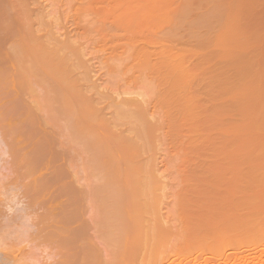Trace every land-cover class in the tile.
Wrapping results in <instances>:
<instances>
[{"label": "bare ground", "instance_id": "6f19581e", "mask_svg": "<svg viewBox=\"0 0 264 264\" xmlns=\"http://www.w3.org/2000/svg\"><path fill=\"white\" fill-rule=\"evenodd\" d=\"M28 1L32 2V7H35V13L37 11L39 12V6L41 9L45 10L44 5L41 6L40 2H37L39 0ZM28 1L0 0V68L1 66L3 68L0 69V117L4 118V121L6 120L4 126L7 127V131L4 130V126H1L2 124H0V129H3V134L5 132L7 134V137L5 135H3L4 137L2 136L3 140L5 139L8 141L9 137H11L12 139H10L13 142L16 135L15 132L23 129L22 127H28L20 131V134L18 133V138L15 137L16 141L14 142L17 144L14 142L11 143V141L5 142L2 138L1 141L2 143L4 142V145L6 143L5 148H8V150H3L4 154L6 153V157L10 155L11 157L8 156L9 159L12 158L7 160L11 162V166L15 165L13 168L17 167L15 170H18H13V174L17 172L15 175L17 177L8 178V181L10 183L13 181V183L16 184L17 180L15 179H18L19 182L17 183H20L18 185L23 183L22 186L19 187L22 188L21 190L24 188L26 193H24L23 190V193L19 195L21 196V194H24V196L22 195L23 197H21L22 199L25 197L24 199L27 200L28 195H26V197L25 194L29 193V196L34 198V201H27L32 202L31 204L34 206L28 202L29 208H24L27 206V201L25 202L24 199L25 204L22 203L24 205H21L22 200L18 202L20 204H17V202L9 198V196H7L6 200L8 198L10 199L7 200L9 204L11 203L10 201L14 200L13 202L15 203L12 204V202V206L15 204L19 207L24 206L22 207L23 211L26 209V213H23L24 215L19 214V207L16 211L18 212L17 217L20 219L22 216L26 217V219L30 218L31 213L29 211L36 214L34 216L32 213L35 219H31L35 220V223L31 221L33 224L27 226L29 229L31 227L30 230L34 228L35 233L31 231L32 233L30 234L29 229V232L25 231L27 228L22 224L24 218H22L23 222H21L19 219L17 220L15 216H12V214H16H14V212L9 213V211L12 212L11 209L13 207L11 204V207L7 206V202L6 206L8 209L5 203L3 206L5 210L7 209L5 212L8 211V216L0 212V219L3 216H7L6 218H2L3 224L1 223L0 232L7 237L10 233L6 232L5 234V230H12V234L20 230L22 236H19V233V238L17 237L18 240L21 239V237H25L27 233L30 238L34 237L33 240L36 242L32 241L34 242L35 248H42V245L44 247L48 245L47 248L51 245L57 247V257L54 258L56 260L53 259L49 264H264V162L248 165L246 163L241 164L240 162L235 163L233 161L209 165H207L208 163H193L191 166L188 164L190 167L188 166L186 172L183 173L181 171L182 169H180L182 173L180 172L178 177L181 179H177V182L172 187L171 194L168 195L172 203V205H169H171L172 208L174 207V211L170 212L166 210L162 213L160 210L158 214L153 216L155 219H158V222L154 226H146L141 229L136 228L135 224L138 222L139 216L136 213L134 215L133 212H129L128 209L126 210L125 208L131 205L127 206L126 204L127 207H123L122 204L125 203V201L122 202L121 199L127 200L126 197H135L140 193L138 186V188L134 185L132 187L129 179L127 180V178H124V173H130L129 171H131V168H133L132 171L136 168L135 164L137 162L139 163L140 158L138 157L141 155L139 148L145 146H140L142 143L147 145L151 144V142L154 144L155 142L157 144L159 142L158 145H161V143L164 142L167 146V151L170 152L171 149L169 145L172 143L176 145L178 141L179 147L184 145L183 147L186 148H184L185 150H189V153H191V151L192 153L195 152V155H192V153L191 155L198 157L199 151L202 152V150L206 151L209 149L201 146L205 145V143H207V145H210V143L214 145L219 144L217 145L219 148H217L220 149L224 144L223 139L225 138L223 136L225 134H232L230 136L228 135L230 138L232 136H234L232 138H235L237 135L239 137H236V140L234 139L233 142H231L233 139L228 140L229 138H226L225 142H228L229 145V143L234 144L235 141L238 142L242 140L246 135L253 136L256 133V131H247L246 129L248 128H245L244 131L238 130V133L242 134L241 138L234 129L228 130V132H230L228 133L224 131V128L233 127L235 129H243L248 126L250 128L254 126L253 124L257 123L255 122L256 120L253 119H258L259 117V119H261L262 114L261 116L258 114V117H256V114L254 117L251 111H247V113L244 111L245 109L247 110L248 107H252L253 110H256L257 108L255 106L258 107L260 105L259 103L258 105L254 104L257 103L254 93L256 90L260 92V88H262V91L264 90V86L262 85L264 83L260 80L262 78H259L260 83L257 79L258 76L253 77V73H250V77H248L247 80H241L242 82L236 83L233 86L231 85L233 88L231 89L232 93H230L229 87L227 86L230 82H226L227 85L225 82L224 85L221 82L219 83L218 81L220 80H218L217 74L215 76L217 82L221 87L225 86L226 88L227 86L226 90L228 91H226L225 88H219V86L215 88L213 85L208 86L209 88H206V91L205 88H203L204 90L202 89V91L197 88L199 84H202V81L205 82L204 79L210 81V75L212 77L213 70L215 69L212 65L213 68L207 66L209 70L211 69L209 71L206 66V68L203 67L204 65L202 64L204 63L200 61H203V59L204 62L208 61L207 58H205L207 57L206 54L211 57L217 54L216 52L218 50L221 52L222 56L224 55V58L229 57L231 50H234V45H238V39L232 36L230 38L231 42L224 40L228 36V30H221L219 34H215L212 39L208 40V43H204V45L200 44L202 48L207 46L205 44H209L208 46L211 45L213 48L212 51H216L212 54L207 51L208 53L206 52L203 58L202 55L204 54H202L201 57L198 53L200 50H196L200 45L195 47V49L193 48L194 46L188 47V45H185L187 46L185 47L182 44H188L186 42L193 37L191 36L192 34L189 39L188 35L187 37L185 35L181 37L177 32V34H175L165 30L167 32L160 37L157 36L156 33L154 34V32L142 36L145 26H152L154 23L147 22V24H143V22H141L136 27L132 26L129 15L133 8H130V3L136 0H128V2H124V0H74V3L73 0H66L67 3L65 2L63 4V6H66V10L63 7L64 9L62 8L60 12L61 14L63 13V16L61 15L63 19L60 14L56 15V13L59 12L57 9L51 11L41 10L40 14H38V12L36 13L38 17L36 16L34 19L37 23L36 26L30 21L32 20L30 17L33 14V8L29 7L30 2ZM219 1L224 2V5L232 2V0ZM38 3L40 5H38ZM190 3L188 7L191 6ZM220 4L222 3L220 2ZM87 16L89 19H86ZM72 36H79L85 41H83L82 44L74 46L72 43ZM194 37H199V35H195ZM233 38L234 40H232ZM175 41L180 42L181 47L176 48L173 46L172 43ZM250 44L252 43H249V45ZM261 44L263 45L262 42ZM249 45L247 42V47ZM214 48H216V50ZM193 58L194 61L192 60ZM196 58L199 59L200 64L198 60L197 63L195 62ZM211 60L212 59L209 58L210 62H206V65L210 64ZM108 61H112L115 64L111 66L106 65ZM187 61L189 64L185 65ZM95 65L97 66L95 67ZM98 66H101L100 69L97 71L94 70L93 67L97 68ZM106 67L111 68L108 70ZM102 68H106V72L105 70H101ZM93 70L95 73L101 71L99 73H101L100 76L102 77L103 75L105 77L108 75L110 78H113L114 83L111 85L112 87L108 88L104 86V82H100L103 78L99 76L97 79L94 75H98L92 73ZM201 71L205 73L203 76H201ZM110 72H115L117 75L113 76L108 74ZM222 73L226 74L223 70ZM199 75L204 79H198ZM207 76H209V78ZM225 77V81L228 80L227 76ZM255 78L257 82L254 80ZM144 81L145 83H143ZM210 87H212V91L209 90ZM220 89L226 91L227 96L225 95V91L224 94L223 92L220 94V96L224 95L225 98L217 95L221 92ZM200 91L202 94L205 91V94L202 96ZM242 91L248 92L246 93V95L248 94L247 97L244 95L246 98L243 100L241 98L244 102V105L242 104L244 111L240 109L243 108L242 105L241 107L238 106L240 104L239 101H241L239 100L240 96L239 99H234L235 95H237L236 93ZM10 92L12 93L11 96L25 95L23 98L24 101L27 98L31 100L29 101L27 99L25 105L21 103L23 100L20 99V97H16L13 100L11 99L14 103L11 105V100L5 101L6 97H11L9 95ZM145 92L147 93V97H144ZM227 92L229 94H227ZM26 94L29 96L27 97ZM213 95H217L218 97L215 98L218 99L213 98ZM229 95L232 97L228 98ZM207 96L209 99L211 98V101ZM205 97L208 100H205L207 105H204ZM219 97L221 99L223 98L222 101ZM261 98L259 99L258 97V101L262 100L264 97ZM228 99L236 104L239 103L237 106L232 105L233 102L231 103V101H229L230 104L227 102ZM250 100H254V102ZM218 101H226L227 103H223L233 106L234 109H230L232 108L230 105L227 106L228 109H230L228 115H231V111L233 110V112L242 111L240 112L242 114L237 112L241 117H239V119H244V122L237 119L239 123L243 122V124H240L241 127H235V122L232 125H230V123L228 126L227 123H225L228 120L226 121L218 117L221 116L219 114H222L223 117L226 116L225 110L228 111L227 108L220 110L219 106L218 110L221 112L218 111L217 105H220ZM18 103H21L22 106L21 104L18 105ZM223 103H221V105H224ZM28 105L30 107L29 109L32 110L33 108L36 110V114L34 113L35 110H32L34 111L33 113L31 110H28ZM18 106L21 108H17ZM25 106H27V108ZM205 106H208L206 110H204ZM263 106L264 104L261 105V107ZM209 107L210 115L208 113L206 114ZM237 107H239V110H237ZM19 109H24L23 113L19 111ZM26 109L29 113L27 112V115L23 117L22 115L24 111L26 112ZM217 111L219 113H217ZM243 112L247 119L245 115H243ZM17 114L18 116L19 114L22 115L18 118ZM204 114L209 116H206V118ZM213 114L214 117H212ZM249 117H251V119ZM31 118L34 120L36 119L35 121L38 120L37 123H40V127L42 126V135L40 137L39 134L41 133L37 132L38 135H36L37 129L35 128V130L33 127L35 121ZM14 119L20 122L18 125L20 124V127L22 126L21 128H17L18 125L15 124L16 122L14 123ZM245 119H250V121H246ZM206 120L212 127L208 125H206L208 127H203V125H205L203 122H207ZM220 120H222L221 123L223 124H220ZM223 120L225 122H223ZM245 121L249 122L248 125H244ZM32 122L34 124H32ZM199 123L202 124V127ZM12 124L17 126L16 130L10 126ZM219 124L220 128L223 125V131L217 126ZM214 125L216 127H214ZM226 125L228 127H226ZM200 127L206 128L204 130ZM176 128H180V130ZM218 128L221 132L220 135L223 134V136L221 135L223 138L217 137L216 134L219 132L217 130ZM11 129L15 132H10ZM175 130H177V132ZM213 131L215 132L214 135H216L215 138L213 135L211 136ZM241 131H243V133ZM181 132L182 134H180ZM11 133L14 135H11ZM244 133H246V135ZM263 134L264 133H260V135ZM226 135L225 137H227ZM35 136L38 137L34 139ZM175 138L180 141L177 140L175 142ZM216 139L218 140L217 143L215 141ZM219 140L222 142V145H220L221 142L219 143ZM30 141H32L31 144ZM146 141L151 142L146 143ZM211 141H213V143ZM24 142H27L26 144H28V147L24 145ZM40 146H43L44 150L45 147H47L46 149L48 151L46 152L49 154H46V152L44 153V151L42 152L43 148L39 151ZM56 146L57 149L53 148ZM197 146L199 147L197 148ZM48 147L51 149H48ZM172 147L174 146L171 145V148ZM217 148L216 150H218ZM172 149L175 150L173 158L176 159L175 154H177L176 152L179 153V151L176 150L179 149L176 146ZM55 150H58L59 153L62 152L59 154ZM41 152L48 157L53 156V158H57V154H59V157L62 155V160L64 158L65 160L63 161L69 163L66 165L67 163L61 161L60 158V165L62 164V166L57 165L58 168L60 167L62 169L64 166L63 169L67 171L66 165L69 171L73 168L72 171L75 169V171L80 172L74 171L72 173V171H67V173H71L70 176H68L67 173L66 176L63 175L66 171L62 169L61 172H63L61 173L60 171L58 172L60 168L58 169L56 166L55 169L54 167L58 162L57 159L51 157L52 160L47 159L48 157L44 155L40 156ZM72 152L76 153L72 155ZM137 152L140 154L139 156H137ZM146 152L147 150L145 154ZM181 152L182 151H180V153ZM180 153L177 154V160L181 159L180 161L183 163L184 160L188 159V154L187 152ZM183 153L187 155L184 154V156ZM70 154L72 156L77 155L76 157L81 159L70 157L72 158V161H70ZM221 154H224V152ZM54 155L57 157H54ZM81 155H84L86 159H83L84 156ZM182 155L183 159L185 157L183 161L181 158ZM225 155L226 154L221 156ZM45 158L47 159L45 161L47 164L43 161ZM40 160L43 164H40ZM49 160L53 162L56 160L54 166L50 162L49 163L52 165L48 164ZM83 160L85 162H83ZM6 162V168L9 173L10 170L12 171V167L8 166V161ZM181 162H179L180 164H171V166L176 164L174 166V170L177 168L176 172L179 171L178 168L181 167ZM72 163H77V165H75L76 167H73ZM42 165L45 167H42ZM79 166L82 167V170L78 169H81ZM150 166L154 167V164ZM112 167L119 168L117 170V168ZM121 167H124V169L122 168L123 170H121ZM127 167L129 170L126 171L125 168ZM42 168H49L50 171L52 169L55 170L54 172L51 171L52 173L50 171H48L49 173H42ZM110 168L117 173L112 172L113 170ZM85 169L88 173L86 172L84 175L87 174L86 176L89 177V179L91 176L97 178L99 184L96 186L88 185V189L87 187L86 189L81 187L82 189L84 188L83 191L85 190V193L88 191L86 194L83 192L84 195L82 192L80 193V187V189L78 188L79 190L72 185L68 187V182L71 183V181L68 180L73 179L72 181L78 182L80 180V174H82V172L84 173L83 170ZM56 170L59 174L61 173L65 176V178L61 176V174L59 175L55 172ZM120 170L121 173L119 172ZM122 171L125 172L122 173ZM112 173L124 180L121 182L118 181L119 183H117L119 185H116L114 182H116L117 179H113L116 175L112 177ZM131 173L126 174V177L129 178ZM239 173L243 174L240 175ZM53 174L55 176L57 175L56 177L58 179H56ZM132 174H134V172ZM42 175L43 178L47 180H44ZM59 176L63 178L60 179ZM71 177L72 179H69ZM59 179L61 181L65 180L67 183L64 181L61 182ZM42 180L46 184L47 182L48 184L52 183L49 189L47 185L46 192H44L45 189L42 191V185L44 183H42ZM125 180L126 182L123 183ZM45 183L44 185H46ZM120 183H122V185L124 184L123 187ZM91 187H93V189H91ZM71 189L76 191L72 193L69 191ZM42 192L45 194L49 193L50 195L47 196L46 199H42V196H46L43 195ZM120 192H122V194H120ZM88 194L89 196H86ZM117 194L123 197L120 195L118 197ZM71 195L72 199L68 200V196ZM82 197L83 199L85 197L87 199L88 197V199L83 200ZM28 199L31 198L28 197ZM83 201L87 202L88 205L90 203L91 206L93 205L92 203L101 205L99 209L95 210L96 212L90 213L91 219L85 216L86 213L84 212L89 213V209L87 208L88 205L86 206L87 203H83ZM109 201L110 203H107ZM43 202L48 203V207L43 205L46 207L43 212L40 213L38 211V214L36 210L39 209L32 211V209L39 208ZM84 204L86 207L85 211L82 209ZM108 204H111V206ZM108 206H110V208ZM115 206L120 207H117L119 208L117 209ZM30 208L31 210L27 211V209ZM40 210L42 211V206ZM23 211L20 210V213ZM45 211L46 213H44ZM27 213H30V215ZM81 217L84 218L81 219ZM79 218L81 220H79ZM17 221H20L19 225ZM21 224L23 227H21ZM19 226L22 228V231ZM52 226L53 229L51 228ZM47 228H51L52 230L47 232ZM24 231L26 233L23 234ZM45 231L47 233L45 236L46 239L43 240ZM53 239H55V243H52L54 242ZM43 242H45L46 245ZM18 247L19 246L13 248L2 247V252L0 250L2 253V255L0 254V264H26L22 257H20L21 261H19L18 257V255L26 249ZM16 251L18 253H16Z\"/></svg>", "mask_w": 264, "mask_h": 264}, {"label": "rangeland", "instance_id": "374dc122", "mask_svg": "<svg viewBox=\"0 0 264 264\" xmlns=\"http://www.w3.org/2000/svg\"><path fill=\"white\" fill-rule=\"evenodd\" d=\"M28 1V0H27ZM37 1V0H36ZM192 1V2H191ZM136 0V1H134V2H132V3H130L131 5H130V8H133L132 9V12L130 13V15H129V18H130V20H131V24H132V26L133 27H136V26H138V24L139 23H141V22H143V24H147V22H153L154 24L152 25V26H145V28H144V30H143V34H142V36H146V35H148L149 33H151V32H154V34L156 33V35L157 36H163V34L165 33V32H167V31H169L170 33L172 32V33H175V34H177L178 33V35H181V37H183L184 35L187 37V35H188V38L190 37V35L191 36H193L190 40H188V42H186V43H188V44H185V43H182L184 46L185 45H188V47H193V48H195V47H197V46H199L200 44L202 45H204V43H208L207 41L208 40H210V39H212V37L215 35V34H219L220 32H221V30H223V29H227L228 30V33H227V38H225L224 40H228V42H231L230 41V38L232 37V36H234V38H237L238 39V45H234V50L232 51L231 50V53L229 54L230 56L229 57H225L224 58V55L222 56L221 55V52H219V50L216 52L217 54H215V55H213V56H211V57H213V58H211V57H209L208 56V54H206V52L208 51V52H211V54L212 53H215L214 52V50L212 51V46L210 45V46H208L209 44H205V45H207V46H205V48H202L201 47V45H200V47L199 48H195L196 50H200V52H201V54H200V52H198L199 53V55L201 56L202 54H204V55H202L203 56V58L205 57V54L207 55V57H205V58H207V60L209 61V58L210 59H212L211 60V63L210 64H207L206 65V62L208 63V61H206V62H204V59H203V61H200V62H203L204 64H202V65H204L203 67H210L211 65L215 68L213 71V75H212V77H211V75H210V81H206V79H204L203 77H201V76H203L205 73H203L204 71H201L202 73V75L200 76L199 75V78L198 79H204L205 80V82H207V83H205L204 81H202V84L200 85L199 84V86L201 87H199V86H197V88L200 90L201 89V91H202V89L203 88H205V91H206V88H209L208 86H212L213 85V87L215 86V88L217 87V86H219V88H221V89H224L225 88V86L224 87H221L220 85H219V83L221 82L223 85H224V82L226 83V82H230V83H232V84H230V83H228L229 85H227V83H226V85L229 87V92L230 93H232L231 92V89L233 88V87H231V85L233 86V85H235L236 83H240V82H242L243 80L245 81V80H247L248 79V77H250V73L252 74V76L253 77H256V76H258V81L260 82V80L261 81H263L262 83H264V80H263V78H264V0H232V2L231 3H229V4H225L224 5V2H222V1H219V0H201V1H199V0ZM206 1V2H205ZM28 2H30L29 3V7L30 8H33V14L31 15V17H30V19H32V20H30V21H32L31 23L32 24H34V26H36V20H34L35 18H36V13L38 12H36L35 13V7H32V2L31 1H28ZM37 2H40V4H41V6L42 5H44V9L45 10H43V9H41V7L39 6V8L40 9H38L39 10V12H38V14H40L41 13V10H43V11H51V10H55V9H57V10H59V12H57L56 13V15H58V14H60V16L63 14H61L60 12L62 11V8L64 7L65 8V10H66V6H63V4L66 2V0H39V1H37ZM61 2V3H60ZM63 2V3H62ZM124 2H128V0H124ZM130 2V1H129ZM192 4H191V3ZM220 2L222 3V4H220ZM67 3V2H66ZM73 3H74V0H73ZM190 3V5L191 6H189L188 7V4ZM202 3V4H201ZM208 3V4H207ZM39 3H38V5H40ZM204 4V5H203ZM54 5V6H53ZM198 5V6H197ZM62 6V7H61ZM68 6V5H67ZM63 8V9H64ZM36 10H37V7H36ZM64 10V11H65ZM68 10V9H67ZM66 12V11H65ZM68 12V11H67ZM39 16H41V15H39ZM63 16V15H62ZM61 16V17H62ZM65 16V15H64ZM38 17V16H37ZM50 17H52V16H50ZM55 17H57V16H55ZM62 19H63V17H62ZM62 19H61V22H62ZM86 19H89V17L87 16L86 17ZM234 20V21H233ZM238 23H237V22ZM235 22V23H234ZM233 23H234V26H233ZM63 24H64V22H63ZM239 24V25H238ZM238 26V27H237ZM230 27V28H229ZM165 30H167V31H165ZM164 31V32H163ZM177 32V33H176ZM181 32V33H180ZM118 33H119V31H118ZM180 33V34H179ZM196 33H198V34H196ZM199 35V37H194L195 35ZM258 34H261V35H258ZM73 37V44H74V46L76 45H78V44H82L83 43V41H85L84 39H82V38H80L79 36H72ZM185 38V37H184ZM234 38L232 39V40H234ZM263 39V40H262ZM227 42V41H226ZM233 42V41H232ZM247 42H248V45H249V43H252V44H250L248 47H247ZM261 42L263 43V45L261 44ZM255 43V44H254ZM101 44V43H100ZM99 44V45H100ZM223 44V43H222ZM226 44V43H225ZM232 44V43H231ZM172 45L173 46H175L176 48H179V47H181V43L180 42H178V41H175V42H173L172 43ZM226 45H228V44H226ZM262 46V47H261ZM185 47H187V46H185ZM215 50H216V48H214ZM203 50H205V51H203ZM204 52V53H203ZM207 52V53H208ZM224 52V51H223ZM230 52V51H229ZM210 54V55H211ZM225 54V53H224ZM226 55V54H225ZM201 56V57H202ZM228 56V55H227ZM198 57V56H197ZM202 59V58H201ZM200 59V60H201ZM193 61H194V58L192 59ZM197 60H198V62H199V59H197L196 58V60H195V62L197 63ZM91 61H93V60H91ZM194 62V63H195ZM200 62H199V64H200ZM210 62V61H209ZM115 63L114 62H112V61H108V63L106 64V65H114ZM189 64V62L187 61L186 62V64L185 65H188ZM97 65H95V67H96ZM103 66V65H102ZM211 66V67H212ZM4 67V66H3ZM95 67H93L94 68V70H98V69H100V67L98 68H95ZM105 67V66H104ZM201 67V66H200ZM205 67V68H206ZM207 67V68H208ZM210 67V68H211ZM212 67V68H213ZM1 68H2V66H1ZM0 68V69H1ZM106 68H108V67H106ZM106 68H102L101 70H105V72H106ZM111 68V67H110ZM110 68H108V70L110 69ZM3 69V68H2ZM216 69H218V70H216ZM220 69V70H219ZM93 70V72L92 73H95V71ZM118 70V69H117ZM203 70V69H202ZM208 70H209V68H208ZM211 70V69H210ZM209 70V71H210ZM222 70H223V72H225L226 74H224V73H222ZM99 72H101V71H99ZM95 73V74H97L98 76H96V75H94L97 79H98V77L100 76V74L101 73ZM119 72H121V71H119ZM208 72V71H207ZM129 73V72H128ZM211 73H212V71H211ZM222 73V74H221ZM108 74H111V75H113V76H116L117 75V73H115V72H110V73H108ZM218 74V75H217ZM218 76L217 78H219L218 80H220V81H218L217 82V78L215 77V76ZM224 75V76H223ZM93 76V77H94ZM225 76H227V79L228 80H226L225 81V79H226V77ZM251 76V77H252ZM100 77H102V76H100ZM206 77V76H205ZM208 78H209V76H207ZM224 77H225V79H224ZM103 78V79H102ZM102 78H99V79H102V80H100V82L101 81H103L104 83V86H106V87H108V88H110V87H112L111 85L114 83V79L113 78H110V76H108V75H106V77L103 75V77ZM259 78H262V79H260L259 80ZM96 79V80H97ZM200 79V80H201ZM212 79V80H211ZM223 79H224V81H223ZM209 80V79H208ZM242 80V81H241ZM255 81H256V78L254 79ZM97 81H99V80H97ZM100 82H97V83H100ZM203 82H204V84H203ZM234 82V83H233ZM257 82V81H256ZM143 83H145V81L143 82ZM217 83V84H216ZM261 83V82H260ZM258 84V83H257ZM263 86H264V84H262ZM227 86H226V88H225V90L227 89ZM263 86H261V87H263ZM231 87V88H230ZM211 88L212 87H210V89L209 90H211ZM143 89H144V85H143ZM220 89V90H221ZM198 90V91H199ZM204 90V89H203ZM209 90H208V92H209ZM224 90V91H225ZM258 90H259V88H258ZM200 91V93L202 94V92ZM204 91V92H205ZM212 91V90H211ZM210 91V92H211ZM224 91H222L221 90V92L219 93V94H217L218 96H220V94L223 92V94H224ZM226 91H228V90H226ZM226 91H225V95H226ZM260 92H258L257 90H256V92H258V93H254V97L257 99V103H254V104H256V105H258V103L260 104L259 106L261 107V105H263L264 103V93H263V91H262V88H260V90H259ZM107 92H108V90H107ZM203 92V94H202V96L205 94ZM207 92V93H208ZM110 93V92H109ZM206 93V94H207ZM245 93V94H244ZM246 93H248V92H246V91H242V92H240V93H236L237 95H235V98L234 99H236V98H238L239 99V96H240V99L239 100H241V98H242V100L244 99V98H246L247 97V95H246ZM11 92H10V96H11ZM40 94H41V96H42V93L40 92ZM227 94H229L228 92H227ZM260 94V95H259ZM9 95H6V96H9ZM217 95H213L214 97L213 98H215V97H218ZM246 97H245V96ZM6 96H4V97H6ZM25 96V95H24ZM24 96H19V95H17V96H15V95H12L11 97H6L5 98V101H9V100H13L14 98H18V97H20V99H22L23 100V102H21L22 104H25L26 105V100L28 99L29 101L31 100V99H29V98H27L29 95L28 94H26V96L27 97H25V98H27L25 101H24ZM227 96V95H226ZM22 97V98H21ZM144 97H147V93L145 92V96ZM210 97V96H209ZM220 97H224L225 98V96L224 95H222V96H220ZM219 97V98H220ZM230 97H232L231 95H229V97L228 98H230ZM233 97H234V95H233ZM258 97H259V99L261 98L262 100H260V101H258ZM207 98H208V96H207ZM207 98L205 97V99H204V101L206 100V101H208L207 100ZM209 99V98H208ZM215 99H218V98H215ZM221 99V98H220ZM223 99V98H222ZM222 99H221V101H222ZM250 99H251V96H250ZM254 99V98H253ZM255 99V100H256ZM11 100V101H12ZM18 100V99H17ZM21 100V101H22ZM210 101H211V98L209 99ZM225 100V99H224ZM231 100H232V98H231ZM230 99H228V101L227 102H229V101H231ZM237 100V99H236ZM238 100V101H239ZM241 100V101H242ZM252 100V99H251ZM250 100V101H251ZM10 101V102H11ZM16 101V100H15ZM29 101H27V102H29ZM205 101V103H204V105L207 103ZM217 101V100H216ZM221 101H218V102H220V103H218V104H220V105H217V110H218V106L220 107V110L221 109H225V108H227V110L228 111H226L225 110V114H226V116H222V114H219V115H221V116H218L220 119L221 118H223L224 120H228L227 122H225L224 120H223V122H225V123H227V125L229 126V124L230 125H232L234 122V125H235V127H241L240 126V124H243V122H244V119L242 120L243 122L242 123H239V121H237V119L238 120H240L239 119V113L240 112H242V111H235V112H233V111H231L232 113H231V115L229 116L228 115V112L230 113V109H234L233 108V106L232 105H235V106H237V104L240 102V104L238 105V106H240L241 107V105L243 104L244 105V102L242 101H239L237 104L236 103H234L233 101H231V103H232V105H230V104H224V103H227L226 101H223V102H221ZM235 101V100H234ZM18 102V101H17ZM251 102H254V100L253 101H251ZM260 102H262V103H260ZM20 103V104H21ZM30 103V102H29ZM221 103H223L224 105H221ZM12 104H14L13 103V101H12V103H11V105ZM17 104V103H16ZM19 103H18V105H20ZM22 104H21V106H22ZM208 104H211V103H208ZM214 104H215V102H214ZM207 105V104H206ZM215 105V106H216ZM228 105H230L232 108H230V109H228ZM243 105H242V107H243ZM30 106H31V104H30ZM224 106H226V107H224ZM229 106V107H230ZM234 106V107H235ZM258 106V107H259ZM26 108H27V106H25ZM24 107V108H25ZM206 107H208V106H205V108H204V110H206ZM221 107H224V108H221ZM257 109L256 110H253L252 109V107L250 108V107H248V109L246 110L245 109V111L243 110L244 109V107L243 108H240L241 110H243L245 113H247V111H251V113H252V115L255 117V115H256V117H258L259 115L261 116V114H262V116H261V119H257V118H255V119H253V120H256L255 122H257V123H255V124H253L254 126H251L250 128H249V126L248 127H244L243 129H235V128H233V127H229V128H224V131H227L228 132V130L230 131V130H235V131H237V133H238V130L240 131V130H243L244 131V129L245 128H248V129H246L247 131H256V133L255 134H259V135H246V133H244L245 135H246V137L245 136H243V137H245V138H243L242 140H240L242 137V134H239L240 135V141H235L234 142V144H231V143H229V145H228V142L226 143L225 142V139L227 138H229L228 140H232L231 142H233L234 141V139L236 138V137H238V135L235 137V138H232V137H234V136H232L231 138L229 137L230 135H232V134H228V135H226L225 133V135L227 136V137H225V135L223 136V134H221L225 139H223V143L225 144H223V146H221V148L220 149H218L219 147L217 146V145H219V144H216V145H214V144H211L210 143V145H207V143H205V145H201V146H204L205 148H209V149H207L206 151H203L202 150V152L201 151H199V153H198V157H196V156H192V155H195L194 153L195 152H193L192 153V151H191V153H192V155H191V153H189L188 151L189 150H185L186 148L185 147H179V144H178V141L177 140H179V139H177V138H175V142L177 143L176 145H173V143L171 144L172 146H176V147H178V149L179 150H176V151H179V153H180V151H182V152H187V154L186 153H183V155L185 154V155H187L188 156V159L187 160H184L185 159V157H184V159H183V155H182V161H183V163L180 161L181 159H180V157H179V159L180 160H177L178 159V155L177 154H179L178 152H176L177 154H175L176 155V159L175 158H173L174 157V153H175V150L174 149H172V148H174V147H172L171 148V145H169L170 146V152H168L167 151V149H166V144L164 143V142H162L161 143V145H158L159 144V142H158V144L155 142V144L154 143H152L151 141H146V143L147 142H151V144H143L142 143V145H140V143H139V145L140 146H143V145H145L144 147H140L139 148V150L141 151V155L140 154H138V152H137V156H139L138 158H140L139 159V163L136 165L135 164V167L137 168H134V170H136V171H132V169L133 168H131L130 170L132 171V173L134 172V174H132L131 173V171H129L130 173H131V175L130 176H133V177H130L129 176V178L128 177H126V174H130V173H126L125 171V173L122 171V173H124V175H125V177L124 178H127V180L129 179V181L131 182V184L130 185H132V187H133V185L134 186H138L137 188L140 190H138L140 193L137 195V196H131L129 199L126 197V199L127 200H123V198H121L122 199V202L123 201H125V203H123L122 204V206L123 207H125L126 206V204H127V206H129V205H131V206H129V207H127V208H125L126 210L128 209V211L129 212H133L134 213V215H135V213L139 216V220H138V222L135 224V227L136 228H138V229H141V228H145L146 226H154L157 222H158V219L156 218H154L153 216L155 215V214H158V212L161 210V212L162 213H164L166 210H169L170 212H172V211H174V207L172 208L171 207V205H172V203L170 202V199H169V197L170 196H168V195H170L171 194V192H172V187L174 186V184L177 182V179H181L180 177H178V174H180V172L182 171L183 173L184 172H186L187 171V169H188V164H190V166L191 165H193V163L194 164H197V163H200V164H207V165H209V164H214V163H226V162H237V163H246L247 165L248 164H255V163H263L264 162V134L263 135H260V133H264V106L263 107H261V111L259 110V108L257 107V106H255ZM17 108H21L20 106H18ZM30 107H29V105H28V110H31V109H29ZM216 108V107H215ZM238 108V109H237ZM237 108H235V109H237V110H239V107H237ZM254 108V107H253ZM252 109V110H251ZM255 109V108H254ZM263 109V110H262ZM23 110L24 109H19V111H22V113H23ZM32 110H35V109H33L32 108ZM31 110V111H32ZM209 110H210V107L208 108V112H206V114L208 113L209 115L211 114V113H209ZM211 110H213V109H211ZM215 110V109H214ZM220 110H218V111H220ZM17 111H18V109H17ZM216 111V110H215ZM217 111V113H219ZM224 111V110H223ZM254 113H253V112ZM256 111H257V113H256ZM27 109H26V112L24 111V114L22 115L23 117H25L26 115H27ZM34 111H32V113H33ZM212 112V111H211ZM221 112V111H220ZM237 112H239V113H237ZM244 112H243V115H245L244 114ZM261 112V113H260ZM263 112V113H262ZM17 113H19V112H17ZM26 113V114H25ZM29 113V112H28ZM35 114H36V110H35V112H34ZM213 113V112H212ZM223 113V112H222ZM248 113H250V112H248ZM1 114V113H0ZM206 114H204V116L206 117L207 115ZM238 114V115H237ZM240 114H242V113H240ZM259 114V115H258ZM20 114H19V116H21ZM38 115V114H37ZM208 115V116H209ZM223 115H224V113H223ZM8 116H10V115H8ZM17 116H18V114H17ZM18 116V118H20ZM207 116V117H208ZM228 116H229V118L230 117H234V119H233V117L232 118H228ZM249 116H250V114H249ZM6 117V116H5ZM206 117V118H207ZM212 117H214V114H213V116ZM245 117H246V115H245ZM262 117H263V119H262ZM1 119H0V124H2L1 126H4V123H5V121H4V118H2V117H0ZM12 118V117H11ZM15 118V117H14ZM35 118V117H34ZM37 118V117H36ZM228 118V119H227ZM241 118V117H240ZM242 118H243V116H242ZM250 119H251V117H249ZM7 119V118H6ZM32 120H34L33 118H31ZM38 119V118H37ZM40 119V118H39ZM209 119V118H208ZM207 119V120H208ZM246 119H247V117H246ZM245 119V120H246ZM250 119H248L249 121H250ZM11 120H13V119H11ZM36 120V119H35ZM34 120V121H35ZM205 120V119H204ZM206 120V121H207ZM210 120V119H209ZM219 120V119H218ZM240 120V121H241ZM248 120H246V121H248ZM262 120V121H261ZM38 121V120H37ZM37 121H35L34 123L38 126V124H39V128L32 122V124H34L33 125V127H34V129L36 128L37 129V131H36V133L38 132V133H41V134H39V137L42 135V126L40 127V123H37ZM245 121V124L244 125H248V123L249 122H246ZM259 121V122H258ZM260 121H261V123H260ZM16 122V123H15ZM26 122V121H25ZM30 122H31V120H30ZM29 122V123H30ZM220 122V124H223V123H221L222 122V120H220L219 121ZM14 123L15 124H17L18 125V123H20L19 121L17 122V121H15V119H14ZM28 123V124H29ZM203 123H205V125H203V127L204 126H206V125H208V126H210L209 125V123H208V121L207 122H203ZM254 123V122H253ZM263 123V124H262ZM14 124V125H15ZM27 124V123H26ZM200 124V123H199ZM220 124L219 125H217L219 128H220ZM252 124V123H251ZM14 125L12 124V125H10L12 128H15L14 130H16L17 128L19 129V128H21L20 127V124L18 125V127L15 125V127H14ZM21 125H23V124H21ZM176 125V124H175ZM180 125H182V124H180ZM201 125V127H202V124H200ZM199 125V126H200ZM226 125V127H228ZM7 126V125H6ZM24 126H26V125H24ZM29 126V125H28ZM187 126V125H186ZM189 126V125H188ZM208 126H206V127H208ZM224 126H225V124H224ZM11 127H9V128H11ZM17 127V128H16ZM174 127V126H173ZM178 127V126H177ZM200 127V128H201ZM205 127V128H206ZM210 127H212V126H210ZM209 127V128H210ZM214 127H216L215 125H214ZM213 127V128H214ZM222 127H223V125H222ZM222 127L220 128L221 129V131H223L222 130ZM2 128V127H1ZM6 128V129H5ZM23 129L25 128H28L27 126L26 127H22ZM175 128V127H174ZM205 128H201V129H204L205 130ZM217 129L218 131L220 130V129ZM23 129H20V130H18L17 132H15L13 129H11L10 130V132H15L16 133V135H15V137H17L18 138V136H19V132L20 131H23ZM33 129V130H34ZM35 129V130H36ZM173 129V128H172ZM176 129H179L180 130V128H176ZM186 129V128H185ZM188 129V128H187ZM208 129V128H207ZM206 129V130H207ZM215 129V128H214ZM1 130V129H0ZM3 130V129H2ZM1 130V131H2ZM4 130L5 131H7V127H5L4 126ZM29 130V129H28ZM34 130V131H35ZM171 130V129H170ZM182 130V129H181ZM184 130V129H183ZM182 130V131H183ZM210 130V129H209ZM211 130H212V128H211ZM1 131H0V212H2L1 214H7V212H5L7 209H8V207L7 206H10V204L15 200L16 202H17V204H20V203H18V202H20L21 200V205H24L25 203H24V200L22 199V197L24 196V194H21V196L19 195L20 193H23V190H24V193H26L25 192V189L23 188V190H21L22 188L21 187H19V186H22V179L20 180V182L22 183L21 185H18V184H20V183H17V182H19L18 181V179H15V180H17L16 181V184L15 183H13V181L10 183L9 181H8V178H13V177H17V176H15L16 174H17V172L15 173L14 172V174H13V170L14 171H18L17 169L15 170V168H17V167H15V168H13L14 166L12 165H10V163L11 162H9V160L10 159H12V158H10L9 159V157L8 156H10V155H8V153H7V157H6V153L4 154V149H6L5 148V145H6V143H5V145L2 143V141H1V138H2V136L3 135H5L6 137H7V134H6V132L3 134V132L4 131H2V133H1ZM174 131V130H173ZM176 132H177V130H175ZM185 131V130H184ZM216 131V130H215ZM243 131H241L242 133H243ZM9 132V131H8ZM9 132V133H10ZM175 132V133H176ZM180 132V131H179ZM178 132V133H179ZM226 132V133H227ZM234 132V131H233ZM260 132V133H259ZM19 133V134H18ZM22 133V132H21ZM38 133L36 134V135H38ZM172 133V132H171ZM170 133V134H171ZM174 133V132H173ZM212 133V132H211ZM218 133H219V136H218ZM216 135H217V137H221V138H223L221 135H220V131L218 132ZM223 133V132H222ZM228 133H230V132H228ZM232 133V132H231ZM236 133V132H235ZM235 133H233V134H235ZM180 134H182V132L180 133ZM215 134V132L213 131V134H211V136L213 135V137L215 138V136L216 135H214ZM8 135H10V134H8ZM11 135H14V134H12L11 133ZM10 135V136H11ZM34 136V135H33ZM261 136V137H260ZM263 136V137H262ZM4 137V136H3ZM5 137V138H6ZM9 137V136H8ZM15 137H14V140H13V142L14 141H16L15 140ZM36 137H38V136H35V138L34 139H36ZM173 137H174V134H173ZM179 137H180V135H179ZM213 137H212V140H213ZM11 137H9V139H8V141H11V139H10ZM239 138V137H238ZM237 138V139H238ZM2 140H3V138H2ZM173 140V139H172ZM222 140V139H221ZM236 140V139H235ZM3 141H7V140H3ZM7 141V142H8ZM174 141V140H173ZM180 141V140H179ZM214 141V140H213ZM213 141H211L212 143H213ZM216 141V143L218 142V140L216 139L215 140ZM12 141H11V143H13ZM141 142V141H140ZM221 141L219 140V143H220ZM230 142V141H229ZM15 144H17L16 142H14ZM27 142H24V145H26L27 147H28V144H26ZM32 143V141H30V144ZM42 143V142H41ZM14 144V145H15ZM30 144H29V146H30ZM209 144V143H208ZM4 145V146H3ZM42 145V144H41ZM155 145H156V147H155ZM158 145V146H157ZM180 145H182V144H180ZM220 145H222V142H221V144ZM46 146V145H45ZM44 146V147H45ZM187 146V145H186ZM200 146V147H201ZM50 147L52 148V146L50 145ZM50 147H48V149L50 148ZM199 146H197V148H198ZM218 149V150H216V148ZM42 148H43V146L41 147L40 146V148H39V151H40V149L42 150ZM47 147H45V150H44V148H43V150H42V152L44 151V153L46 152V151H48L47 149H46ZM50 148V149H51ZM53 148H56L57 149V146L56 147H53ZM183 148V149H182ZM185 148V149H184ZM203 148V147H202ZM175 149H177V148H175ZM187 149H188V147H187ZM6 150H8V148L6 149ZM58 150H59V148H58ZM58 150H55V151H57L58 152ZM138 150V151H139ZM147 150V152H146V154H145V151ZM148 150H149V156H148ZM154 150V151H153ZM174 150V151H173ZM50 151V150H49ZM60 151V150H59ZM7 152V151H6ZM41 152V153H42ZM52 152V151H51ZM62 152V151H61ZM60 152V153H61ZM181 152V153H182ZM224 152V154H226L225 156H221V155H224V154H221V153H223ZM40 153V156L41 155H44V153H42L41 154ZM48 152H46V154H47ZM54 153V152H53ZM59 153V152H58ZM59 153V154H60ZM76 153V152H75ZM75 153H73L72 152V155H74ZM144 153V154H143ZM180 153V154H181ZM46 154L44 155V156H46ZM49 154V153H48ZM59 154H57L58 155V157L57 156H55L54 155V157H57V158H53V156H46V157H48L47 159H57V163L55 164V161L53 162L52 160H49L48 161V164L49 165H52L53 164V166H54V164H55V169H56V166L58 165V166H62V164L60 165V158H61V161H63V160H65L64 158H63V160H62V155H60L61 157H59ZM200 154V155H199ZM71 155V154H70ZM69 155V158L70 157H76V156H70ZM144 155H146V156H144ZM184 155V156H185ZM79 156H80V154H79ZM81 156H84V155H81ZM11 157V156H10ZM43 157V156H42ZM52 157V158H51ZM68 158V157H67ZM66 158V159H67ZM153 158V159H152ZM187 158V157H186ZM7 159H9V160H7ZM46 158L43 160L44 162L47 160ZM75 159V158H74ZM73 159V162L75 161ZM76 159H81V158H78V157H76ZM83 159H86V157L84 156L83 157ZM157 159V160H156ZM69 160V159H68ZM155 160V161H154ZM6 161H8L9 162V167L11 166L12 168V171L10 170L9 171V173H8V169L6 168V165H7V162ZM11 161H13V160H11ZM41 161V160H40ZM67 161V160H66ZM70 161H72V158H70ZM52 163V164H50V163ZM63 162H65V161H63ZM62 162V163H63ZM78 162H79V160H78ZM77 162V163H78ZM83 162H85L84 160H83ZM179 162H181L182 164H181V167H179L178 169H179V171H177L176 172V169L174 170V166L176 165H174V166H171V164L173 165L174 163H179ZM46 163V162H45ZM59 163V164H58ZM65 163H67V162H65ZM65 163H63V164H65ZM69 163V162H68ZM68 163L66 164V165H68ZM75 163V162H74ZM74 163H72V166L74 167L75 165H77V163L76 164H74ZM87 163V162H86ZM140 163H141V165H140ZM40 164H43V162L41 161L40 162ZM47 164V163H46ZM46 164H44V165H46ZM74 164V165H73ZM79 164V163H78ZM81 164H82V166H83V163H82V161H81ZM151 164H154V167H151L150 165ZM180 164V163H179ZM44 165H42V167L44 166ZM65 165V167H66V169H67V171L68 172H70V171H72V169L69 171L68 170V167ZM71 165V164H70ZM84 165H86V164H84ZM143 165V166H142ZM183 165V166H182ZM7 166V167H8ZM58 166H57V168H58ZM131 166V165H130ZM129 166V167H130ZM187 166V167H186ZM189 166V167H190ZM8 167V168H9ZM45 167V166H44ZM46 167H48V166H46ZM52 167V166H51ZM53 167V168H54ZM76 167V166H75ZM79 167H81V166H79ZM84 167V166H83ZM134 167V166H133ZM6 168V169H5ZM50 168V167H49ZM49 168H42V173L43 172H47V173H49L48 171H50V169ZM60 168V167H59ZM58 168V169H59ZM63 168H64V166H63ZM62 168V169H63ZM86 168V167H85ZM112 168H117V170H118V168L119 167H112ZM112 168H110V169H112ZM124 169V167H121V170H123ZM10 169V168H9ZM45 169H48V170H45ZM55 169H52L51 171H53L54 172V170ZM57 169V170H58ZM61 168H60V170H58V172L60 171L61 172V170H62ZM79 170H82V167H81V169L80 168H78ZM84 169V168H83ZM180 169H182L181 171H180ZM57 170L55 171V172H57ZM64 170V169H63ZM77 170V169H76ZM113 170V169H112ZM112 170H110V171H112ZM121 170L119 171L120 173H121ZM125 170L127 171V170H129V168L127 167V168H125ZM50 171V172H51ZM64 171H66V170H64ZM67 171L66 172H64V174L63 175H65L66 176V173H67ZM74 171H75V169H74ZM74 171H72V173L74 172ZM84 171V173L82 172V174H80V173H78V174H80V180L78 181V182H75V181H72L73 179H72V177L71 178H69V179H72V180H68V179H66V180H68V181H71V183L70 182H68L69 183V185H68V187L70 186V185H72L74 188H76L77 190H79L81 187H84L85 189H86V187H87V189H88V185H90V186H96L97 184H99V182H98V180H97V178H95V177H92L91 176V178L89 179V177H87L86 175H84L86 172L88 173V171H86V169L85 170H83ZM109 171V170H108ZM116 171V170H115ZM12 172V173H11ZM57 172V173H58ZM63 172V171H62ZM61 172V173H62ZM75 172H80V171H75ZM112 172H114V170L112 171ZM181 172V173H182ZM52 173V172H51ZM56 173V174H57ZM60 173V174H61ZM109 173V172H108ZM114 173H117V172H114ZM114 173H112L111 175H112V177H114L116 174H114ZM10 174V175H9ZM55 174V173H54ZM53 174V175H54ZM59 174V173H58ZM59 174V175H60ZM71 174V173H70ZM70 174L69 173H67V175L68 176H70ZM240 175H242L243 173H239ZM13 175V176H12ZM45 175V174H44ZM62 174H61V176H63ZM114 175V176H113ZM118 175H119V173H118ZM48 176H49V174H48ZM55 176V175H54ZM57 176V175H56ZM55 176V177H56ZM65 176H63L64 178H65ZM68 176H67V178H68ZM77 176H79V175H77ZM45 177V176H44ZM60 177V176H59ZM63 177H60V179H62ZM117 177V178H116ZM122 177V176H121ZM42 178H43V175H42ZM44 179V178H43ZM56 179H58L57 177H56ZM59 179V180H60ZM113 179H117L116 180V182H114L116 185H119L118 183V181H122V180H124V179H121L120 177H118L117 175L113 178ZM112 179V180H113ZM121 179V180H120ZM14 180V179H13ZM26 180V179H25ZM28 180V179H27ZM44 180H47V179H44ZM132 180V181H131ZM178 180V181H179ZM61 181V180H60ZM65 182V180H62L61 182ZM23 182H25V181H23ZM44 181L42 180V183H43ZM118 182V183H117ZM126 182V180L123 182V183H125ZM9 183H10V185H9ZM45 183V182H44ZM44 183H43V185H44ZM50 183V182H49ZM65 183H67V182H65ZM64 183V184H65ZM133 183V184H132ZM26 184H28V183H26ZM46 184V183H45ZM74 184V185H73ZM114 184V185H115ZM42 185V191H44V189H45V191L44 192H46V188H47V185H48V189H49V186H51L52 185V183L51 184H48V182H47V184L46 185H44L43 186ZM66 185V184H65ZM120 185L123 187V185H122V183H120ZM71 186V187H72ZM126 187L128 186V185H125ZM124 186V187H125ZM24 187V186H23ZM45 187V188H44ZM80 187V188H79ZM129 187V186H128ZM136 187H134V188H136ZM20 188V189H19ZM79 188V189H78ZM83 188V189H84ZM83 189L81 188V190H80V193L82 192H84L85 193V190L83 191ZM91 189H93V187H91ZM22 192H21V191ZM72 190V189H71ZM69 190L70 192H74V191H76V190ZM90 190V189H89ZM110 190V189H109ZM87 191V190H86ZM48 192H49V190H48ZM90 192V191H89ZM71 193V194H72ZM83 193V194H84ZM86 193H88V191L86 192ZM85 193V194H86ZM42 194L43 195H46V196H42V199H46V197L47 196H49L50 194L48 193H43L42 192ZM82 194V195H83ZM84 194V195H85ZM120 194H122V192H120ZM120 194H117L118 195V197H119V195ZM166 194V195H165ZM17 195H19V196H17ZM26 195H28V197H30L31 199H28V197L26 196ZM30 194L28 193V194H25V196L27 197V200H32V201H34L33 199L34 198H32L31 196H29ZM76 195V194H75ZM78 195V194H77ZM81 195V194H80ZM79 195V196H80ZM125 195V194H124ZM166 197H164V196ZM7 196H9V198H12V199H14L13 201H10L11 203L9 204V202H7V200H10L9 198L6 200V198H7ZM78 196V197H79ZM86 196H89V194L88 195H86ZM120 196H122V195H120ZM19 197V198H18ZM115 197V196H114ZM123 197V196H122ZM77 198V197H76ZM113 198V197H112ZM116 198V197H115ZM115 198H113V199H115ZM69 199H72V195L71 196H68V200ZM82 199H83V197H82ZM84 199H86V197L84 198ZM83 199V200H84ZM87 199H88V197H87ZM86 199V200H87ZM167 199H169V200H167ZM27 200H25V202L27 201ZM30 201H27L26 202V204H27V206H22V207H24V208H29V206H28V202L31 204L32 202H30ZM43 201V200H42ZM72 201H74V200H72ZM112 201V200H111ZM121 201V200H120ZM169 201V202H168ZM6 202L9 204H7V206H6ZM70 202H71V200H70ZM89 202V201H88ZM4 203H5V206L7 207V209L5 210L4 209ZM15 202H13L12 204H14ZM22 203H24V204H22ZM45 203H47V202H43L42 203V211L40 210V208H41V206L39 207V208H35V209H32V211L33 210H36V209H39V210H36L37 211V213L39 214V212L41 213V212H43V210H45V208L46 207H44V206H47L48 207V203L47 204H45ZM83 203H87V202H85V201H83ZM107 203H110V201L109 202H107ZM112 203V202H111ZM164 203V204H163ZM167 203V204H166ZM12 204H11V206H12ZM17 204H15L14 206H12L13 208L11 209V211L12 212H10L9 211V213H13L14 212V214H16V215H13L12 214V216H15L16 218H17V220L19 219L21 222H23L22 224H24L25 225V227L27 228V226H30V224H33V223H35V220H31L32 218L33 219H35L34 217H33V215H32V213L33 212H31V211H29V210H31V208H33V207H31L30 209H27V211H29L30 213H31V217L30 216H28V215H30V213L27 215L28 217H30V218H27L26 219V217H23L22 216V218H24V220L22 221V218L20 219V218H18L17 217V214H18V212H16L17 211V208L19 207V206H17ZM93 205L91 206L90 205V203H89V205H88V203L86 204V206H87V208L89 209V213H87V212H84V213H86V217H88V218H92L91 217V215H90V213L92 212H94L96 209H99V207L101 206L100 204H94V203H92ZM120 204V203H119ZM166 204V205H165ZM169 204H171V205H169ZM32 206H34L33 204H31ZM44 205V206H43ZM83 205V204H82ZM108 205H110L111 206V204H108ZM113 205V204H112ZM114 205H115V203H114ZM3 206V207H2ZM10 206V207H11ZM37 206H39V205H37ZM110 206H108L109 208H110ZM120 206H121V204H120ZM120 206H117V207H120ZM5 207V208H6ZM10 207H9V209H10ZM22 207H19L20 208V210L21 211H23V209H22ZM116 207V206H115ZM114 207V208H115ZM116 207V208H117ZM122 207V208H123ZM81 208H82V206H81ZM112 208H113V206H112ZM84 211L86 210V207H85V204H84V206H83V208H82ZM87 209V210H88ZM117 209H119V208H117ZM121 209V208H120ZM124 209V208H123ZM163 209V210H162ZM20 210H19V214H22V215H24L23 213L25 212L26 213V209H25V211H23L22 213H20ZM91 210V211H90ZM39 211V212H38ZM47 211V210H46ZM46 211L44 212V213H46ZM96 212V211H95ZM128 212V213H129ZM36 213V212H35ZM127 213V214H128ZM34 214V213H33ZM11 215V214H10ZM9 215V216H10ZM36 214H34V216H35ZM93 215V214H92ZM130 215H132V214H130ZM2 216V215H1ZM7 216H8V214H7ZM6 216V217H7ZM20 216V215H19ZM84 216V215H83ZM90 216V217H89ZM4 217V216H3ZM3 217H1V219H0V226L3 224V220H2V218ZM6 217H4V218H6ZM84 217H81V219H83ZM80 218H79V220H81ZM86 219V218H85ZM84 219V220H85ZM89 219V220H90ZM87 220V219H86ZM4 221H5V219H4ZM20 221H17V223H18V225L20 224L19 222ZM31 221H34L33 223H31ZM2 223V224H1ZM21 224V225H22ZM20 225V226H21ZM19 226V227H20ZM31 226H33V225H31ZM21 227H23V225L21 226ZM20 227V228H21ZM19 228V229H20ZM25 228V229H26ZM52 229H53V226L51 227ZM51 228H47L46 230H47V232L49 231H51L52 229ZM25 229H23V230H25ZM29 228H27V230H25V231H28L29 232V230L31 229V227H30V229L28 230ZM33 230H30V234L32 233L31 231H33L34 233H35V231H34V228H32ZM50 229V230H49ZM18 230V229H17ZM45 230V229H44ZM11 231L12 230H8V231H6L5 230V234H6V232H9L10 233V235L8 236L7 235V237H6V235L4 236L1 232V235H0V250L2 249V247H7V248H13V247H15V246H19L20 248H24V249H26L23 253L21 252V254H19L18 255V257H19V261H21L20 260V257H22L23 259H24V262H26V264H49V263H51L52 261H53V259L54 258H56L57 257V250H56V248L57 247H53L51 244V246L53 247H49V248H47V246H43L42 245V248L41 247H38V248H40V249H38V248H35L34 247V242L33 241H35V240H33V238L31 237L30 238V236L24 231L23 232V234L24 233H26V236L25 237H21V239H19L18 240V238H19V236H22V233L20 232V230H18V232H15V233H11ZM16 231V230H15ZM21 231H22V228H21ZM14 232V231H13ZM44 232V231H43ZM42 232V234L44 235V233ZM4 233V232H3ZM8 233V234H9ZM17 233V234H16ZM20 233V235L18 236V234ZM46 231H45V235H44V239H43V237H42V239L43 240H45L46 238H45V236H46ZM48 234H50V233H48ZM33 235V234H32ZM34 236V235H33ZM2 237V238H1ZM18 237V238H17ZM33 240V241H32ZM54 240V242H52V243H55V239H53ZM36 242V241H35ZM45 245H46V243L45 242H43ZM42 243V244H43ZM55 245V244H54ZM24 246V247H23ZM36 246V245H35ZM56 246V245H55ZM18 247V248H19ZM37 247V246H36ZM6 249V248H5ZM16 249H17V247H16ZM4 250V249H3ZM59 251V250H58ZM1 252H2V250H1ZM0 252V254L2 255V253ZM16 253H18L17 251H16ZM56 255V256H55ZM55 256V257H54ZM21 258V259H22ZM22 259V260H23ZM54 260H56V259H54ZM20 263H22V262H20ZM25 264V263H24Z\"/></svg>", "mask_w": 264, "mask_h": 264}]
</instances>
